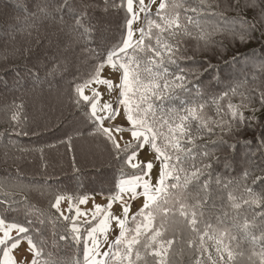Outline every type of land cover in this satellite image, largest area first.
<instances>
[{
	"label": "snow or ice",
	"instance_id": "1",
	"mask_svg": "<svg viewBox=\"0 0 264 264\" xmlns=\"http://www.w3.org/2000/svg\"><path fill=\"white\" fill-rule=\"evenodd\" d=\"M241 12L253 11V23L241 18L239 30H226L239 37L241 43L252 38L256 23H264V0H235ZM157 0H32L31 7L24 8L35 21H51L60 31L67 30L77 41L88 40L98 30L100 20L94 12L107 14L109 9H125L126 32L106 55L93 65L92 71L82 83L75 87L76 104L81 102L90 108L89 119L97 123V133L105 136L116 151L117 158L125 153L124 163L135 170L131 175L121 169V177L110 190L107 204L93 205L91 218L73 203L86 204L88 197L74 198L58 195L51 205L64 220L71 219L72 239L81 241V229L76 221L85 217L84 223H97L87 229L83 240V264H175V256H183L185 248L174 251L177 241L187 245L193 264H264V168L245 171L242 180L215 177L212 164L200 160L193 154L196 141L215 135L234 134L240 125L256 121V113L264 109V90L254 96L245 82L229 86L211 100L185 102L179 108L164 110L160 103L178 95L190 82V76H199L193 69H185L179 60H190L187 48L182 47L185 38L203 41L207 48L214 32L201 23V18L218 6L211 0H159L155 13L151 5ZM143 14L144 23L136 31L133 25ZM236 23V22H234ZM197 31L195 35L192 29ZM38 31V29H37ZM31 34V33H29ZM264 35V32L261 33ZM95 53V50H89ZM119 73L118 82L102 75L105 67ZM169 66H174L169 71ZM210 66V65H209ZM264 72V64L259 65ZM207 71V67H205ZM104 86L109 95L118 92L117 101L102 102ZM91 95H85V89ZM238 98V102L236 101ZM258 103V107L255 106ZM123 107L129 127L121 125L105 127L119 115ZM245 112L250 115L245 116ZM12 120H18L13 113ZM128 131L130 139L121 148L113 133ZM123 140V137H121ZM149 149L154 160L159 161V175L152 181L153 159L141 162V151ZM208 157L209 153H203ZM259 171L261 175H255ZM251 179V184L248 180ZM213 182L229 189L227 205L221 206L218 214L206 216L213 202ZM143 198L142 207L130 216L131 202ZM62 200H68L69 217L60 211ZM118 203L121 214L113 213V204ZM115 223L116 239L109 242L107 234ZM259 230L257 235L256 230ZM16 235L13 236L12 233ZM29 229L17 223H6L0 218V264H55L49 253L44 257L43 247L38 246L27 233ZM104 236L107 250H101L98 235ZM60 240L67 237L61 235ZM27 242L32 260H17L13 252ZM90 242V243H89ZM76 264H80L79 261Z\"/></svg>",
	"mask_w": 264,
	"mask_h": 264
},
{
	"label": "trees",
	"instance_id": "2",
	"mask_svg": "<svg viewBox=\"0 0 264 264\" xmlns=\"http://www.w3.org/2000/svg\"><path fill=\"white\" fill-rule=\"evenodd\" d=\"M211 2L218 6L205 13L201 23L209 31H219L214 32L207 48L203 41L185 38L182 47L192 59L178 61L180 67L200 75L190 76L185 89L177 90L178 95L157 101L164 110L197 99L210 101L240 82L255 89L254 96L264 90V72L259 68L264 64V23L257 22L252 38L241 43L226 29L235 26L239 30L241 18L253 23L255 13L241 12L235 0ZM26 3L31 7L32 0H0V215L7 223L27 227V235L43 247L45 258L52 254L55 264H83V240L97 221L88 224L77 219L82 237L78 244L72 239L71 219L64 220L51 205L58 195L107 198L121 169L127 175L135 171L124 163L125 153L117 158L112 144L97 133V123L89 119V106L75 102L76 85L125 34L126 11L94 12L101 22L98 30L88 40L77 41L51 21L37 20L33 26ZM192 31L195 35L197 30ZM173 70L174 66H169V71ZM13 113L18 120H12ZM256 117L250 125L234 129L231 136L221 139L217 131L196 141L193 154L197 163L212 164L213 181L217 176L242 180L245 171L264 168V109ZM205 152L208 157L203 156ZM212 189L216 207H209L206 216L218 214L221 206L227 205L229 189L214 182ZM73 203L78 204L76 199ZM73 212L68 216L73 217ZM61 235L67 239L60 240ZM181 247L185 253L174 257L175 264H193L186 244L178 240L174 251Z\"/></svg>",
	"mask_w": 264,
	"mask_h": 264
},
{
	"label": "rangeland",
	"instance_id": "3",
	"mask_svg": "<svg viewBox=\"0 0 264 264\" xmlns=\"http://www.w3.org/2000/svg\"><path fill=\"white\" fill-rule=\"evenodd\" d=\"M145 2L149 3V0H145ZM158 3H159V0H157V4L151 5V11L156 10ZM137 4H138V1H137ZM143 23H144L143 14H141L140 20H138L133 25V30L136 33L134 36V40L139 37V32L136 30L139 29L141 26H143ZM102 75L107 77V78L113 79L115 82H118L119 73H113L112 70L110 68H108L107 66L105 67ZM98 90L102 92V102H111L114 105L116 104L118 92H114L113 94L109 95L108 92L106 91V89L104 88V86H98ZM85 95H91V89L90 88L85 89ZM117 125H121L125 128L129 127L127 122H126V118H125L122 106H119V115L116 116L115 119H113L111 121H105V124H104L105 127H113V128ZM113 135L115 136L116 140L118 142H120L121 146H124L125 140L130 139V133L128 131H125V132L119 133V134L113 133ZM121 137H123V140L121 139ZM149 159H153V162H154V168L152 171V181H153V183H155V181L159 175V161H155L154 160V153H151L150 150L146 148L145 150L141 151V153L139 155V160L141 162H144V161H147ZM88 198L89 199H88V202L86 204H77L76 206H78L82 212H87L88 218L90 219L91 218V212L93 210V205L99 204L101 206H104L107 204V198H103V197H88ZM69 203L70 202L68 200H62L60 203V211H62L64 213V215H66V216H68L71 213L68 210L69 209ZM142 203H143L142 197H139L137 200L131 202L132 207L130 210V216L133 215L136 210H138L140 207H142ZM73 211H74L73 216H75V210L73 209ZM112 211L114 214L120 215L121 214L120 205L118 203H114ZM0 218H1V215H0ZM77 219L84 222L85 217H79ZM12 235L15 236L16 233L13 232ZM97 235L101 241V250L106 251L107 245L103 243L104 236L100 235V234H97ZM117 235H118V229L116 228L115 223L113 222L112 228L107 234L108 241L109 242L114 241L116 239ZM0 236H2V233H0ZM2 247L3 246H0V248H2ZM13 255L17 260L25 259L26 261H31L33 258L32 254L27 250V242H23L21 247L18 250H14ZM2 258H3V253H2V251H0V259H2Z\"/></svg>",
	"mask_w": 264,
	"mask_h": 264
}]
</instances>
